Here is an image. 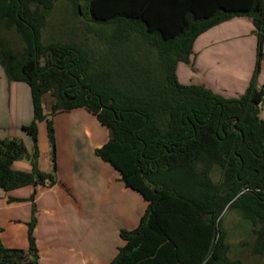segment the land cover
<instances>
[{
	"label": "trees",
	"instance_id": "trees-1",
	"mask_svg": "<svg viewBox=\"0 0 264 264\" xmlns=\"http://www.w3.org/2000/svg\"><path fill=\"white\" fill-rule=\"evenodd\" d=\"M56 1L0 0V65L10 82L29 85L34 107L33 123L23 127L32 152L20 139L0 140V189L59 184L53 117L86 109L110 134L96 155L149 204L137 228L121 230L124 245L110 264H242L226 255L222 223L232 208L252 223L253 252L264 256V85H257L264 0H89L96 26L45 45ZM238 17L252 19L259 40L246 93L226 98L183 85L178 66L191 62L197 39ZM11 35L23 41L22 49L13 47ZM43 123L51 173L39 168ZM25 160L31 172L13 168ZM36 211L34 205L29 250L0 240V264H39Z\"/></svg>",
	"mask_w": 264,
	"mask_h": 264
},
{
	"label": "crops",
	"instance_id": "crops-1",
	"mask_svg": "<svg viewBox=\"0 0 264 264\" xmlns=\"http://www.w3.org/2000/svg\"><path fill=\"white\" fill-rule=\"evenodd\" d=\"M254 31L251 18L238 17L201 35L195 42L191 62L178 66L180 82L183 85L197 83L226 98L244 95L257 63L258 41ZM257 85L259 88L264 85L262 68ZM0 89V140L20 139L32 152L33 143L23 127L33 123L34 107L31 110L28 102H24L22 119L13 120V107L16 106V110L22 107L20 98L15 100L14 90L19 96L20 89L27 93L26 88L21 83L10 82L0 66ZM51 106L47 105L48 114ZM5 120L9 121L7 125ZM53 120L60 183L53 187L27 186L9 192L0 189V240L5 247L29 250L28 224L32 221L35 205L39 264H110L124 245L121 230L137 228L149 204L138 192L125 186L113 166L96 155V150L108 143L110 134L94 114L77 109L60 113ZM39 129L44 133L45 142L44 148H40L39 168L51 173L53 164L46 123L40 124ZM85 149L100 168L96 182L91 180L93 177L87 179L95 173L85 175L84 179L77 178L76 164L83 162L80 157L84 156ZM13 168L25 172L32 170L29 161L15 162ZM59 185H63L67 194L55 192L61 190ZM44 190H49L45 196ZM60 194L69 197L67 207L70 211L65 209ZM52 196H55V206L51 207H55L54 212L47 210ZM70 200L78 205L77 213ZM103 201L109 206L105 211L102 207L91 206L94 202L101 205Z\"/></svg>",
	"mask_w": 264,
	"mask_h": 264
},
{
	"label": "rangeland",
	"instance_id": "rangeland-1",
	"mask_svg": "<svg viewBox=\"0 0 264 264\" xmlns=\"http://www.w3.org/2000/svg\"><path fill=\"white\" fill-rule=\"evenodd\" d=\"M88 1L89 0H57L54 10L49 17V25L46 28V30L43 32L44 44L48 45L50 43L58 42L61 40L67 41V40H70L71 38L74 39L76 37V36L74 37V32L76 33L77 28H78L77 32L79 33V29H81V32H83V31H86V27L96 26L94 23L89 21L90 15H89V9L87 7ZM254 34L256 35L255 31H254ZM10 39H11V43L13 47L20 50L24 46L23 41L19 37L11 35ZM257 41H258V47H259L258 37H257ZM257 59H258V50H257ZM186 64H189V63H185L184 66H186ZM256 67H257V63H256ZM260 68L264 70V54L261 60ZM178 78L180 81L181 80L180 76H178ZM21 84L24 88H26L27 93H24L25 90L20 89V94L18 96V94H16V91L14 90L13 94H14L15 100L19 97L22 107L19 108V110H16V106L13 107V120H15L17 117L22 119L23 114H24V110H23L24 102L25 104L28 102V105L31 110L33 108V96H32L31 89L28 84L26 83H21ZM191 85H198V84L192 83ZM1 97H2V91L0 89V98ZM45 100H46V105H50L54 102L53 97L51 95H48ZM260 118L264 119V108H262L261 110ZM6 121L7 120H5L4 122L7 125L9 121L7 122ZM43 134H44L43 131H40L39 129V137H38L39 138V149L41 147L43 149L45 146V142L43 140L44 138ZM27 136L29 137V140H31L33 143V139L31 138V136L29 135ZM48 144H49V147H51L50 142ZM83 153H84V156L82 155L80 157L81 160H83V162L76 164L77 178L84 179L85 175L88 176V174L95 173L94 176H88L87 179L93 177L91 178V180L96 182L99 179V178L97 179L98 177L97 172L100 170V168H98V165L95 163L92 157L93 155L90 152H88L85 149ZM51 157H52V148H51ZM108 164L111 165L110 163ZM52 171H53V167H52ZM101 175L103 177L104 173ZM213 179L215 182H219L221 180L220 170L216 169L214 171ZM60 185L59 187L61 188L62 191L57 190L55 192H61L63 194L64 193L67 194L63 185L62 186ZM48 191L49 190L43 191V192H46L44 193V196L49 193ZM63 194H60L61 195L60 200L63 203V205L66 206L65 209L67 208V211H70V209H68L69 202H67L69 197L67 196L68 197L67 198ZM55 196H52V201L50 203V206H47L49 207L47 208V210L54 212L55 207L54 208H51V207L55 206L53 202ZM71 202L73 203L72 205L74 206V212L77 213L76 211H78V205H76L73 201ZM103 202H101V205H98V203L94 202V204L91 203V206L94 205L95 207H102L101 210L105 211L106 208L109 206L106 205L105 202L104 203ZM94 210H96V208H94ZM222 227L226 234V240H225V243L227 245L226 255L230 260L240 261L242 264H264V256L255 255L253 252V249L256 243V238H257L255 231H254L255 228L249 220L243 217L239 209L232 208L225 212Z\"/></svg>",
	"mask_w": 264,
	"mask_h": 264
},
{
	"label": "water",
	"instance_id": "water-1",
	"mask_svg": "<svg viewBox=\"0 0 264 264\" xmlns=\"http://www.w3.org/2000/svg\"><path fill=\"white\" fill-rule=\"evenodd\" d=\"M262 106H263V105L261 104V107H262ZM244 190H245V191L247 190V186H246V185L244 186Z\"/></svg>",
	"mask_w": 264,
	"mask_h": 264
}]
</instances>
